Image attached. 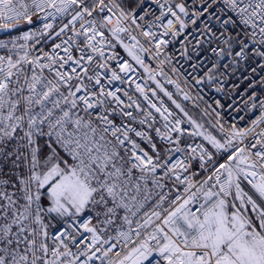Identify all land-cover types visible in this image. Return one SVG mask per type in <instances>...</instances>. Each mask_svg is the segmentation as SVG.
<instances>
[{"label":"snow or ice","instance_id":"1","mask_svg":"<svg viewBox=\"0 0 264 264\" xmlns=\"http://www.w3.org/2000/svg\"><path fill=\"white\" fill-rule=\"evenodd\" d=\"M0 264H264V0H0Z\"/></svg>","mask_w":264,"mask_h":264}]
</instances>
